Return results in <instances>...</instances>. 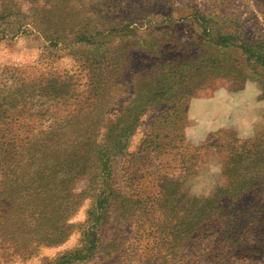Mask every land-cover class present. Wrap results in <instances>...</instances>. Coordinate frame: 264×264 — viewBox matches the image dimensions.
Instances as JSON below:
<instances>
[{"label": "rangeland", "instance_id": "rangeland-1", "mask_svg": "<svg viewBox=\"0 0 264 264\" xmlns=\"http://www.w3.org/2000/svg\"><path fill=\"white\" fill-rule=\"evenodd\" d=\"M0 264H264V0H0Z\"/></svg>", "mask_w": 264, "mask_h": 264}, {"label": "crops", "instance_id": "crops-1", "mask_svg": "<svg viewBox=\"0 0 264 264\" xmlns=\"http://www.w3.org/2000/svg\"><path fill=\"white\" fill-rule=\"evenodd\" d=\"M234 124H237V122H235V123H233V122H226V123H224V124H222V125H220V126H218V127H216V128H213L212 130L213 131H219L220 129H222V128H228V127H232V125H234ZM225 130V129H224Z\"/></svg>", "mask_w": 264, "mask_h": 264}, {"label": "trees", "instance_id": "trees-1", "mask_svg": "<svg viewBox=\"0 0 264 264\" xmlns=\"http://www.w3.org/2000/svg\"><path fill=\"white\" fill-rule=\"evenodd\" d=\"M1 144H3V143H1ZM9 145V143H7V145H5V146H8ZM3 147V145L1 146V148Z\"/></svg>", "mask_w": 264, "mask_h": 264}]
</instances>
